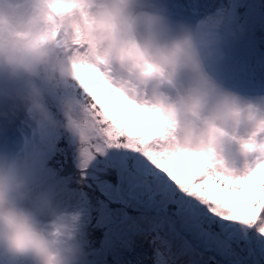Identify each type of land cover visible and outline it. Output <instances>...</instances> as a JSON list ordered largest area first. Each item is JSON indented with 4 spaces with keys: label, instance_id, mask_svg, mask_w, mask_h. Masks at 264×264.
I'll list each match as a JSON object with an SVG mask.
<instances>
[{
    "label": "clouds",
    "instance_id": "1",
    "mask_svg": "<svg viewBox=\"0 0 264 264\" xmlns=\"http://www.w3.org/2000/svg\"><path fill=\"white\" fill-rule=\"evenodd\" d=\"M53 3L0 0V78L20 82L17 95L39 119L78 137V167L106 147L75 75L74 65L82 63L126 98L159 110L168 124L161 151L195 154L226 174L234 172L233 145L232 158L264 156V95L226 87L212 67L243 25L174 22L163 0ZM71 82L79 95L63 93ZM50 93H59L62 118L48 108ZM81 223L80 210L55 187L37 183L23 162L0 152V264H88Z\"/></svg>",
    "mask_w": 264,
    "mask_h": 264
},
{
    "label": "snow or ice",
    "instance_id": "2",
    "mask_svg": "<svg viewBox=\"0 0 264 264\" xmlns=\"http://www.w3.org/2000/svg\"><path fill=\"white\" fill-rule=\"evenodd\" d=\"M74 70L105 138L101 154L110 153L125 204L139 212H112L98 264H264V161L233 175L195 154L161 151L168 124L158 109L126 98L94 66ZM79 168L85 185L88 165Z\"/></svg>",
    "mask_w": 264,
    "mask_h": 264
},
{
    "label": "rangeland",
    "instance_id": "3",
    "mask_svg": "<svg viewBox=\"0 0 264 264\" xmlns=\"http://www.w3.org/2000/svg\"><path fill=\"white\" fill-rule=\"evenodd\" d=\"M227 1L229 2L227 7L223 4H217L218 6L197 12L196 7L193 6L194 3L183 4L181 0H163L168 14L174 22H183L194 27L199 26L197 14H209L213 9H227V14L231 18H225L226 23L232 27L243 25V32L239 33L237 38L227 40L229 54L227 58H223L224 60L215 62L212 66L213 70L226 87L243 96L256 97L264 95V0ZM177 7L182 9H177ZM20 86L18 81L11 82L0 78V110L6 103L20 100L17 95V89ZM62 91L66 95H79L82 90L78 89L75 82H71L66 84ZM58 94L50 93L47 95L46 103L49 110L57 118H62L56 100ZM147 95L148 93L145 94V97ZM4 114L2 113V115ZM6 120V115L0 116V125ZM17 121H20V119L15 122ZM29 128L31 132L34 131L32 126H29ZM10 129L5 130L3 126H0V152L7 151L23 162L36 178L37 183L46 181L49 185L55 187L66 203L69 201L75 202L81 207V235L86 245L91 249L88 264H98L97 250L100 247L99 242L103 239L109 227L112 212L115 209L124 208L131 216L139 215L138 210L132 207L130 203L125 204V200L130 198V194L121 187L116 170L108 163L110 153L97 154L89 162L86 170L88 172V183L79 186V139L76 135L66 133L65 138L68 147L65 156L68 158V164H71L73 169L70 171L65 170L66 174L63 175V171L58 165L60 160L56 158L57 144L63 137V131L60 128L50 124L51 131L48 133V127L42 125L41 134L37 136L30 134L27 142L29 147L27 146V148L24 144V151L15 144L16 141L9 140L8 136L12 133ZM234 147L235 145L229 148V163L234 169L233 175L245 174L251 170L258 159H264L259 151L249 153L247 158H232L231 150ZM215 167L220 170L218 165H215ZM98 172L101 175H98ZM133 239L139 240L140 237L134 236ZM141 243L145 249L150 247L149 240L141 239Z\"/></svg>",
    "mask_w": 264,
    "mask_h": 264
},
{
    "label": "bare ground",
    "instance_id": "4",
    "mask_svg": "<svg viewBox=\"0 0 264 264\" xmlns=\"http://www.w3.org/2000/svg\"><path fill=\"white\" fill-rule=\"evenodd\" d=\"M183 4L187 3H194L195 0H181ZM225 5V7L229 6V2L227 0H196L193 4L194 7H196V11H202L206 8H212L216 5ZM231 4V3H230ZM217 5V6H218ZM176 8V7H175ZM177 9H182L181 7H177ZM198 9V10H197ZM197 20L199 21L200 25H208L213 21H216L221 26H230L228 23H226L225 18L230 19L231 16L227 14V9H213L210 11L209 14H201L198 15ZM224 50V56L223 58H227L229 54V43L224 44L223 46ZM221 60H224V59ZM24 108V110H23ZM2 113H5L4 115L7 116V120L5 122H2L0 126H3L5 130H11V135L8 137L11 141H16V145L20 147L22 151H24V144L26 147H29V144L27 145V142L29 140L30 134H33L35 136L41 134L40 131H42V125L44 127H48V133H50V124L47 122L39 119L29 108L28 104L23 100L18 101H12L9 103H6L2 106L0 110V116ZM20 119V121L15 122L16 120ZM41 124V125H40ZM29 126H32L34 128V131L31 132L29 129ZM19 143V144H17ZM27 147V148H28ZM27 150V149H26ZM69 207L81 209V207L76 204L75 202L69 201L68 203Z\"/></svg>",
    "mask_w": 264,
    "mask_h": 264
},
{
    "label": "trees",
    "instance_id": "5",
    "mask_svg": "<svg viewBox=\"0 0 264 264\" xmlns=\"http://www.w3.org/2000/svg\"><path fill=\"white\" fill-rule=\"evenodd\" d=\"M61 131H63V137L58 141V144H57V156H56V158H58L60 161V164H58V165H60V168L62 169V171H63V175H64V173L66 174V172H65V170L66 171H70V170H72L73 169V167L71 166V164H68V158L65 156V154H66V149H67V147H68V142L66 141V131H64L63 129H61ZM57 165V166H58ZM101 172V171H100ZM100 172H98L97 174L98 175H101V174H99ZM102 177H104V176H102ZM79 186H81V185H79ZM84 188H85V186H84ZM88 188V187H87ZM86 190V189H85ZM86 192H87V190H86ZM88 193V192H87ZM89 194V193H88Z\"/></svg>",
    "mask_w": 264,
    "mask_h": 264
}]
</instances>
